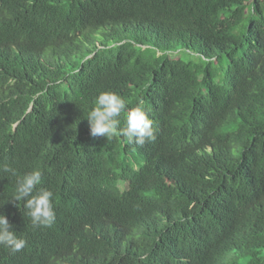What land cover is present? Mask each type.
Here are the masks:
<instances>
[{"label": "trees", "instance_id": "trees-1", "mask_svg": "<svg viewBox=\"0 0 264 264\" xmlns=\"http://www.w3.org/2000/svg\"><path fill=\"white\" fill-rule=\"evenodd\" d=\"M106 90L155 140L90 135ZM4 164L42 171L56 220L0 172L27 242L0 264H264V0H0Z\"/></svg>", "mask_w": 264, "mask_h": 264}, {"label": "clouds", "instance_id": "clouds-1", "mask_svg": "<svg viewBox=\"0 0 264 264\" xmlns=\"http://www.w3.org/2000/svg\"><path fill=\"white\" fill-rule=\"evenodd\" d=\"M127 111L124 126H120L119 117ZM90 125V135L102 136L107 139L119 134L128 142L143 146L146 142L155 140L153 121L145 110L143 100L136 106L128 108L124 98L111 90L101 91L95 99L94 107L87 114ZM0 172L16 176L15 191L12 199L23 201V208L34 227H51L56 220L53 204V192L41 187L43 173L39 168L17 176L16 170L8 164L0 167ZM2 176L0 178H3ZM26 240L17 236L12 230L7 216L0 213V245L10 249L12 253L21 251L26 246Z\"/></svg>", "mask_w": 264, "mask_h": 264}, {"label": "rangeland", "instance_id": "rangeland-1", "mask_svg": "<svg viewBox=\"0 0 264 264\" xmlns=\"http://www.w3.org/2000/svg\"><path fill=\"white\" fill-rule=\"evenodd\" d=\"M183 57L185 59H194V60L198 58L195 54H189V53L183 54Z\"/></svg>", "mask_w": 264, "mask_h": 264}]
</instances>
